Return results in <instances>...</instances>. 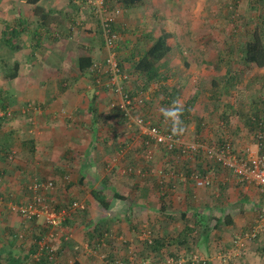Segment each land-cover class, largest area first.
Instances as JSON below:
<instances>
[{
    "label": "crops",
    "instance_id": "0c3cea01",
    "mask_svg": "<svg viewBox=\"0 0 264 264\" xmlns=\"http://www.w3.org/2000/svg\"><path fill=\"white\" fill-rule=\"evenodd\" d=\"M0 1L9 3L8 11L10 13L8 40L7 43H4V30L0 29V45H8L10 65L20 68L19 73L14 74L16 77L11 80L12 84L32 83L35 78L41 82L47 80L45 79L47 75L42 74L47 71V68H45L46 62H49L52 68L51 75L48 74V76L52 77L53 82H60V88L63 83L66 87L67 83L85 82L88 84L92 82L89 79L91 78L89 73L90 64L104 62L106 54L100 28L96 29L97 17L89 6H87L88 8L84 7L86 0H60V9L57 6V0H42L40 7L43 9L39 10V13L35 12L36 7L27 3V0ZM193 1L137 0V3L133 4L126 3L125 0H108L109 9L112 12L117 9L121 11L116 20V29L119 31V49L122 50L123 54L125 52L122 58L126 59L130 56L133 58L134 54L137 57L140 53L141 55L144 54L151 46L152 39H157L164 33L168 34L170 53L162 63L169 68L171 76L169 85L176 87V84L172 81V75L175 72V55L179 53V49L177 48L178 45L171 41L173 39L175 41L178 32L175 26L170 27V24L172 20L187 18L189 9L186 7V3ZM202 2L204 0H196L194 3L199 4ZM0 12H2L1 8ZM42 15H48L50 23L43 22ZM59 39L60 46L58 45ZM0 60H4L1 47ZM34 66L37 68V73H34L36 71ZM193 81L195 82V79ZM67 89L71 91L64 89L63 92L61 88L60 93L57 92V95L51 96L47 93L48 98L44 103L45 105L51 104L49 107L46 105V111L42 112L40 110V113H35L34 110L26 112L27 106L23 109L24 106L21 103L25 99L26 101L31 99L30 95L23 92L18 94L17 89L13 93L6 90L0 91V95L3 93L2 96L7 100L9 107L20 114L22 118H27L24 115L31 112L36 114L37 120L42 113L46 115L45 119L42 118L37 123L39 125L37 128L43 129L40 132L42 136L25 138L23 136L25 132L23 129L24 124H21L20 121L5 124L4 113L0 111V195L4 196L8 193L11 195L10 198L12 196L21 198L26 192V182L31 180L28 177L30 175L32 177L43 176L54 179L58 184V189H60L58 180L61 183L62 177L70 176L73 183L66 185L62 192L66 194L64 200L58 203L64 206L70 204L69 201L76 199H82L86 203L83 212L86 219L83 220L82 215L73 213L66 224L67 229L71 232V238L69 242L63 243L61 247L59 246L58 254L61 261L55 262L56 264H60V262L65 264L72 252L79 254L78 259L81 255L84 259L81 262L87 263L89 257H84L83 254L86 253L87 256H90L92 251L89 248L88 252V249L85 248V246L92 247L87 236V232H90L92 228L94 229L92 223L96 224L99 229H110L112 236H115L116 239L118 237L119 241H122L121 238H124L123 233H125L126 237H131L128 240L137 242V238L140 237L134 232V229H131L132 221L141 223V225L149 221L152 222L154 226L159 228L162 237L166 233H173V231L178 233L185 226L196 228L199 236L196 237L197 239L192 240V242H195L197 250L194 258L206 260L208 264H224L235 257L244 258L246 251L239 252L242 246L240 241L237 242L236 239L233 242L230 240L232 245L229 243L223 251H219V248L216 249V230L220 229L224 234H230L237 229L241 230L240 233L250 230L252 224H249V215L257 211H264V193L258 186L245 185L231 171L219 164L214 165L208 162L207 157L200 154L197 159L193 160L194 162L191 165L197 167L201 175H207L213 179L211 187L196 188L193 182L186 179H179L174 184L167 181L172 185L168 187L169 184H166L168 190H166V196L163 197L165 200H163L161 199V192L157 190L159 187L157 179L151 174L153 177L150 176L146 180L137 177L136 180L139 182L140 187L133 190L130 187L132 183L128 182L123 173L127 165L132 162L136 164L139 161L141 143L137 142L136 145L139 147H131L127 151V155L115 157L119 147L132 146V143L129 144V142L133 133L129 134L128 127L124 123H120V118L114 116L113 111L107 108V104L111 100L110 95L105 91H101L102 93L96 92L95 96L89 97L88 100L86 94L83 97L78 96L77 92L73 90L74 86ZM184 92H181L179 96L180 104H184L193 96L199 95L198 92H188V97H185ZM207 94L201 93L199 95L200 99L196 101L193 109V112L203 117L206 122L204 124L206 127L205 138L208 140L212 138L209 142L206 140L205 142L214 144L215 141L219 143L225 139L226 141L233 140L236 137L235 135L232 136L233 138H228L224 131H221L222 126L218 127V123L216 127L212 125L209 112H205L207 110ZM54 98L56 103H52ZM202 98H204V103L200 102ZM200 104H202V110L204 111L199 108ZM157 105L159 103L154 105V108ZM58 106H60V116L55 115V111L59 110ZM62 112H67L69 117H63ZM53 117L55 122H53ZM56 118H60V120H56ZM25 124L29 125L30 121L29 124ZM240 126H244L243 123ZM212 127L216 128L214 134L217 136L210 134ZM241 129L242 132H245L243 127ZM45 131L48 132L45 134ZM195 131V124H191L185 135L186 138L189 135L194 140ZM218 131L223 133L221 134ZM232 145L236 147L235 143ZM10 147L17 151L12 161L2 153V150ZM256 148L259 151L258 145ZM32 149H34L32 153L36 152L38 156H34V159L27 163L26 161L29 160L26 156L27 151ZM245 150H241L240 154L247 151ZM250 151L255 152V150ZM18 152L23 155L24 159L21 158ZM168 155L169 153L157 150L154 167L148 170H157L158 175L161 172H166L165 169L170 167L167 164ZM55 160H57L56 165H53V167L46 166L47 162L50 163L49 161L53 162ZM146 190L149 197L146 200L144 199V203L132 204L136 200L135 196L133 197V192L137 195H147ZM10 191L12 192L10 193ZM116 192L123 193L128 199L118 201L112 199L111 195ZM94 195H97V197ZM101 196H105V199L110 201L111 206L109 209L99 205L98 200ZM49 198L52 200L51 197ZM12 201H14L13 198H11ZM134 209L137 211L136 214H132ZM169 214L174 215L173 220L168 216ZM3 215L4 212H1L0 220L6 218ZM73 221L76 223H72ZM216 224H218V228L215 231L211 230L210 238L206 237L207 230L204 231L205 227H214ZM6 225L10 228H4V231L0 229V249L3 245H6L4 244L6 242L7 252L2 250L0 254L3 257L8 252L21 255L23 250H29L28 248L31 247H27L26 244H13V237L10 233H17V229H19L18 220H16V223ZM1 226L2 224H0ZM2 227H5V225ZM24 227L28 228L26 224H24ZM8 233L11 236H8ZM164 239L166 238L164 237ZM107 241L108 244L111 242V240ZM116 244L114 249L118 252L122 244H119V242ZM235 245L237 249L232 251ZM251 249L254 250H250L251 253L247 250L245 259L252 264V258H256L260 261V264H264V236L260 238L259 246H253ZM180 252L183 255L182 253H186V250L183 249ZM216 252L219 253L216 254ZM247 256L252 260H249ZM62 258L65 261H62ZM128 258H125V262ZM186 258L189 259V257ZM55 263L47 259L42 261V264Z\"/></svg>",
    "mask_w": 264,
    "mask_h": 264
},
{
    "label": "trees",
    "instance_id": "16d2710c",
    "mask_svg": "<svg viewBox=\"0 0 264 264\" xmlns=\"http://www.w3.org/2000/svg\"><path fill=\"white\" fill-rule=\"evenodd\" d=\"M41 1L42 0H27V3H29L30 5H34L36 7L35 12L39 13V10L43 9L40 7ZM105 1L107 8L109 9L107 2L108 0ZM125 2L126 3L130 2L134 4L137 3V0H125ZM233 3L234 2H232V5L230 6L234 8L237 5L235 4L233 5ZM230 6H228V8H231ZM254 8L256 9L257 14L251 18H247L246 21L243 22L242 27H244L245 30L240 32L237 31L232 34L234 39L238 42H236L237 44L236 43L232 44V48L230 49L229 52H227L228 58L227 59L223 58V52H221V54L218 56V62L217 64H215V68L217 65V69L219 70V73L220 71H222V69L223 71H225L224 74L220 77V79H218L220 80V83L216 79L217 77L216 75H218L217 74L218 72H215L216 74L213 81L211 82L210 87L207 88L205 83L203 81H200L196 93L198 92L199 95L201 93L203 94L208 93L206 97V109L209 112V117L212 120L211 121L212 125L216 127L217 124L216 120L220 116L218 112L222 113L220 119L224 120L225 125L230 130L236 129L230 120L233 116L238 117V120L242 119L243 122L241 123H243V125L247 128V134L255 139L256 142L255 144L259 146L260 154L264 155V74H258V76H255L249 80L250 82L249 85H251L248 87L249 92L243 95L240 103L241 109L244 110L242 111L237 110L235 105L230 103L228 105H223V107H221L224 97L233 96L235 94H242V92H240L239 87L242 85V81L243 78L245 77L246 71L251 70L253 67H257L260 69L264 68V0H257ZM42 19L43 22L50 23L49 22L50 18L48 15H42ZM116 20L114 23H112L113 32L117 36L116 39L113 40V44H114L113 51L116 54L118 75L121 77L123 76L127 77L126 79L121 80V85L126 95H128V97H130V99L134 101V103L137 102L138 99L143 100V104L136 111L135 115L143 116L144 118L151 120L155 125L161 126L167 131L173 132L177 137H182L188 142L206 143L205 140L209 142L212 138L208 140L204 136V132L206 128L204 124H206V122L204 121L203 117H200L199 115L193 112L194 104L196 103V101L200 99L199 95L193 96L190 100L184 102V104L183 103L180 104L178 99L181 94V90L177 87H171L169 85V80L171 79L169 68L166 67V65L164 66V64L162 63V61L165 60L168 54L170 53V47L168 45L169 35L164 33L159 38L152 39L151 46L147 49V51L144 52V54L141 55L140 53L138 56L139 58L137 57L136 54H134L133 58H131L130 56V58L127 57L126 59H123L122 57L125 54V52L123 54L122 50L119 49L120 46L119 34H118L119 31L116 29ZM100 32L102 35L101 30ZM8 33H10L9 27H7L3 33L4 43H7ZM102 40H103V47L106 52L105 60L104 62H102L101 65L97 63L90 64L89 73L91 74V81L93 83V88L95 89V91H100V92L105 91L110 95V99H111L109 102L110 110L113 111L112 113L114 114V116H118V118H120V123L122 124L124 123L127 127H129V120L124 116V113L122 112L118 104L120 98L114 93L112 89L114 86L108 85L112 80L113 75L110 71V67L106 63L107 51L105 48L106 42L103 38V35H102ZM16 50H18V48H16ZM234 56H237L236 58L238 61L237 63L238 66L234 62L235 61ZM2 95L3 93L0 95V111H3L4 113L3 118H9L10 116L8 113H10L11 111H9V109L7 108L9 107V105L7 104V100ZM113 103H116V107H111ZM157 103H159V105H157L154 108V105H156ZM172 107L176 110V113L180 117L179 120L176 121L175 123H170L167 119L172 116L170 115L171 114L170 108ZM241 123L239 124V128L244 127V126H240ZM191 124H195L196 126V131L194 132L195 134L194 140H192L189 135L187 136V138L185 136L187 134L188 127ZM215 127L211 128L212 131L210 132V134L215 135L214 134L216 133ZM219 133L222 134L223 132H219ZM225 141L226 139L224 141H220L218 144H216L215 141L214 144L222 145L225 143ZM124 149L125 147L123 146L119 147L118 151L115 154L116 155L115 157H117V153L119 154ZM128 150H125V155H127ZM145 150H146V146H143L144 158L142 156L143 162L142 161L141 162L144 163V165L139 167H134L132 165L133 164L132 162L131 164L127 165V167L124 169L123 176H125V178L128 180L129 183L130 182L132 183L130 187L133 190H136L138 187H140L139 182L136 180L137 177L146 180L150 178V176L153 177L151 175L153 174L155 179H157V184L159 186L157 190L161 192L162 195L161 199L163 200H165V198L163 197L166 196L165 193L166 190H168V187L171 186L172 183L174 184L176 183L177 180H179V173H183L184 176L187 178L186 180L191 181L189 178L190 175L194 172V170L190 166L191 164H193L194 162L193 160L197 159L200 154H203L202 152H200L195 156H187L186 159L184 158L181 159V155H182L181 148H177L174 151L170 152L168 155L170 161L168 160L167 164L170 167L165 169L166 172H161L159 176L157 174V170H151V171L148 170L147 167L149 166H151L150 168L154 167L153 164L155 163V159L153 162L147 163L145 159ZM2 151L1 152L4 153V155H6L7 159H9L10 161L14 160L11 159V157L14 156L15 158V155L17 154L16 149H14L13 147L7 148L6 150H2ZM33 151L34 149H32V152ZM207 161L211 162L214 165L218 164L208 159ZM128 162L130 163L131 161ZM129 169H131V171ZM172 172L173 175L167 176V173H172ZM34 179L35 178L31 179V182ZM42 181H53L56 186V181L54 179L46 178L43 179ZM167 181H170L172 183H169ZM31 182H28L25 187V191H26L25 195L27 197L25 200L26 202L24 204H26L32 197V193L29 190V185ZM72 183L73 182L71 181L68 184H72ZM166 184L167 185L169 184L168 187H166L167 186ZM212 184H213V179H212ZM145 192L147 193V195L144 194L137 195L136 193L133 192V197L135 196L134 198L136 200L135 202H132V204L141 203V202L144 203V199L146 200L149 197L148 191L146 190ZM51 195L52 192L48 194L46 202H48L49 205L53 208L49 198L51 197ZM0 197L3 198V196L1 195ZM95 197H97V195ZM101 197L100 200H98L99 205L105 209H109L111 206L110 201L106 200L105 196L104 197L101 196ZM111 198L117 201L128 199V197L124 196L123 193L120 192H116L115 194L111 195ZM75 202L78 201L71 200L70 204L64 205L61 209L57 208V210L68 209ZM80 211L84 212V210H79V213ZM136 212L137 211H135L134 209L132 211V214L133 213L136 214ZM72 216L73 213L71 216L67 218L66 223ZM168 216L173 220L174 215L169 214ZM35 222L38 223L37 221H34L33 223ZM42 227L43 229L48 230L49 232V228L45 224H43ZM217 228H218V224H216L214 227H205L204 231L207 230L206 237L208 236L210 238L211 230L215 231ZM131 229H134L135 230L134 232L138 235H141L142 232L145 230H149L152 234V242L151 243H149V241L142 242L141 247L139 248L140 252L139 254H137L136 257L139 259V262L141 263L146 260H149L151 263H158L169 260L171 258L177 262H180L179 261V255L181 254L180 250L185 249L186 253L185 252L183 253L184 256L186 255V257H189L191 259H194V255L197 252L196 244L195 242H192V240L197 239L196 237L199 236L196 228L185 226L178 233L177 232L174 233V231L173 233H166L164 235L166 239L162 237L159 228L154 226L153 223L150 221L146 224L142 223V225L141 223H136V221H132ZM10 234L9 236L13 237L12 239L13 244H15L14 239L17 238V234L16 233L15 234L10 233ZM87 234H88L87 236L89 237L90 244L92 245V247H94L95 250H97L98 247L103 245L102 239L105 236V234H110L112 236L110 229H102V228L93 229L92 232L88 231ZM38 240L39 239L35 240L34 244L32 243L31 248H28L29 250L27 251L23 250L21 255L15 254L13 252H8L3 257L0 254V264H42V261L44 259H42L41 262L36 263L32 258L33 255L37 252ZM122 243H123L122 247H124L125 250H128L127 249L128 246H126L127 244L124 242ZM2 250L6 251L7 247L3 245V247H1L0 249V253L2 252ZM129 253L130 252H128V254ZM112 255H113L112 257H115V255H118V252L114 251V254ZM192 261L188 262L187 264H196L193 263ZM60 264L62 263L60 262ZM197 264H208V263L206 260H199Z\"/></svg>",
    "mask_w": 264,
    "mask_h": 264
},
{
    "label": "rangeland",
    "instance_id": "374dc122",
    "mask_svg": "<svg viewBox=\"0 0 264 264\" xmlns=\"http://www.w3.org/2000/svg\"><path fill=\"white\" fill-rule=\"evenodd\" d=\"M195 1L196 0H194L193 2L186 3V7L189 9V11L187 13V16H188L187 18H182L180 20H172L171 24H170V27H172L174 25L175 28L177 29V32H178L176 34L175 41L173 39L171 42L172 43L174 42V44H177L178 45L177 48L179 49V53L175 55V66H174L175 72L172 75V81L174 84H176V87L180 88L182 93L185 91L184 92L185 97H188V94H189L188 92L194 93L198 90V86L200 84V81H203L207 88L210 87L211 82L213 81V79L215 77V74H216L215 72H218L217 73L218 75H216L217 76L216 79L217 80L220 79V77L224 74L225 71H223V69H222V71H220V73H219V70L217 69V65L215 68V64H217V62H218V56L221 54V52H223V58H225V59L228 58L227 52L230 51L233 43L238 42L234 39L232 34L237 32V31L238 32L244 31L245 29H244V27H242L243 22L246 21L247 18H251L257 14L256 9L254 8L257 0H235V1L234 0H204V2L199 3V4L194 3ZM57 2H58L57 6L60 9V0H57ZM232 2H234L233 5L235 4L237 6L234 8L231 7L230 5H232ZM87 6H88L87 3L84 2V7L88 8ZM228 6H230L231 8H228ZM0 8L2 11V12H0V29H2V31H3L8 27V19H9V15H10V13L8 11L9 3L7 4V2L0 1ZM190 11H192V12H190ZM92 12H94V11H92ZM249 22H250V20H249ZM96 24H97L96 29H99L100 28L99 27L100 22H99L98 18H96ZM59 35H60V32H59ZM58 42H59L58 45L60 46V39L58 40ZM0 47H1V53H2L3 58H4V60H0V90H6L7 92L11 91L13 93L17 89L16 92H18V94H19V92L20 93L23 92L24 94L30 95L31 99H27V101L25 99V101L24 100L22 101L21 104H22V106H24L23 109H25V106L28 107L29 106L28 104H33L35 108H38L42 112H45L46 111L45 106L48 105V107H49L51 104V103H48L45 105L44 102H46L47 98H48L46 94L49 93L51 96L55 95V94L57 95V92L60 93L61 88L63 89V92H64V89L69 90L67 88H71L74 86L73 90H75V92H77V95L82 96V97L88 95V96H86L88 98V100H89V97L91 98V96H95L96 92L102 93L100 91H94L95 89L93 88L92 82L91 83L87 82L88 84H86L85 82H79L77 84L67 83L66 87L63 85L64 84L63 83V84H61V88H60V82H53L54 80H52V77L48 76V74L51 75L50 72L52 71V68H51V65L49 62H46L45 68H47V71H45V73H42V74H44V76L47 75V77L45 78L47 80H44L43 82H41L37 78H35L32 83L20 82V83L12 84L11 80L16 77V76H14V74H18L20 68L10 65V62L8 60L9 55H10V53H9L10 49H9L8 45L7 44L6 45H0ZM105 54H106V52H105ZM236 57L237 56H234V60H235L234 62L238 66V64H237L238 61H237ZM176 62H178V63H176ZM184 62H186V63H184ZM96 63L100 64V65L102 64V62H96ZM185 64H188V65L186 66ZM38 68L40 69V67H38ZM89 72H90V70H89ZM34 73H37V68H36V71ZM258 74H264V68L260 69L257 67H253L251 70L246 71L245 77L243 78V81H242V85L239 87L240 92H242V94H235L233 96L224 97L221 107H223V105H228L230 103V104H234L237 110H241V111L244 110V109H241V105H240L242 97H243V95H245L249 92L248 87L251 86V85H249L250 84L249 80L255 76H258ZM89 79L91 80V78H89ZM194 79H195V82L193 81ZM218 82L220 83V80H218ZM69 91H71V90H69ZM51 96H50V98H51ZM239 96H241V97H239ZM238 97H239V99H238ZM40 99H42V100H40ZM55 101H56V99L54 98L52 103H56ZM203 101H204V98H202L200 100L201 103ZM7 108H9V111H11V115L9 118H4L5 124H12L14 122L17 123V121H20L21 124H24L23 129L25 132H24L23 136L25 138H34V137L42 136V134H40V132H42L43 129H38L37 126H39V125L37 123L39 122L40 119H42L46 116V115H44V113H42V115L39 116L38 120L36 118V114H34L33 112L29 113L28 115H24V116H27V118H22L20 116V114L13 111L12 108H10V107H7ZM58 108H59V110L55 111V115L58 114L60 116V106H58ZM107 108H109V110H110L109 104H107ZM199 108L201 110L203 109L202 104L199 105ZM202 111H204V110H202ZM205 112H207V110ZM61 114L63 117L64 116H66V118L69 117L67 115V112H62ZM218 114H220V116L217 118L216 122L218 123V127L222 126L221 131H224L225 135L228 136V138H233L232 136H234V134L236 136V137H234L235 139L234 138H233V140L230 139V142L232 144H234V143L236 144V147H234V145H233L236 152H238L240 154V152L244 151L245 149L247 150L248 148H252L250 150H255L254 153L258 152V149L256 148L257 145L253 144V143H256L255 139L247 134V128L245 126L243 127L244 128L243 130H245V132H242V129L239 128V123L243 122L242 119L238 120V117L233 116L230 120H231L232 124L235 126V128L237 129V127H238V129L237 130L236 129L230 130L225 125L224 120L220 119L222 113L218 112ZM21 115H23V113H21ZM56 120H60V118H56ZM71 120H72V118H71ZM29 121H30V124H29ZM53 122H55L54 117H53ZM25 123H28L29 125H26ZM53 124H55V123H53ZM128 130H129V134L133 133L132 134L133 139L131 140V138H130V142H129V144L132 143V146L125 148L124 151L130 149L131 147L132 148H135V146L139 147L136 144H137V142L141 143V138H139L140 137V131L136 127H134L133 125L129 126ZM232 131H235L236 133L232 132ZM47 132L48 131H45L44 133L46 134ZM127 142H128V140H127ZM216 144H218L217 141H216ZM209 145H214V144H209ZM140 147H139V149H140L139 157L137 156L139 158V161L136 164H132L134 167H139V166L144 165V163H142L143 162L142 156L144 158L143 146L141 145ZM18 154L20 155L19 152H18ZM36 155H37V153L36 152L32 153V150L27 151L26 156L29 160L26 162L30 163V161L32 159H34V156L36 157ZM20 156L22 159H24L23 155H20ZM54 156H56V155H54ZM117 157H119V155H117ZM54 158L56 159V157H54ZM49 162L50 163H48V162L46 163V166L47 167H53V165H56L57 160H55L53 162H51V161H49ZM150 167L151 166H149L147 168L149 169ZM190 167L194 171L200 172L197 167H193L192 165ZM28 177L30 179H33V178L39 179V180L46 179V177H43V176L32 177V175H30ZM61 180H62L61 183L58 180V182L60 184V189H58V186H57L58 184H56V188L52 192V195H51L52 200H50V203L53 206V208H55V209H57V208L61 209L63 207V205L59 204L58 202L59 201L61 202V200H64V197L66 194H63L62 192H63L64 188L66 187V185L71 181V177L65 176V177H62ZM28 182H31V180ZM28 182H26V183H28ZM251 185H255V184H251ZM11 192L12 191H10V193ZM9 196H11V195L8 193H6V195L3 196V202H4L5 207L3 205V207L0 210V213L4 212L3 216H6V218L4 220H0V224H2V226L5 225V227L1 226L0 229L4 231V228H6V229L10 228V227H7L8 225H6V224H13V223H16V220H18L19 229H17V233H16L17 238L14 239L15 244L16 245L17 244H26L27 247H29V246L31 247L32 243L34 244L35 240H37V239L41 240L42 237H45L46 235H48L49 232H48V230L43 229V227H42L43 221H38V223H36V222L35 223L26 222L25 223L22 220V218L17 214V212L13 211V209H12L13 207H15V206L18 207V205H22L26 202L25 201L26 197H27L26 195H22L21 198H17L15 196H12L11 198H13V200H14L12 202H11V198ZM75 201H78V203H80L82 206H84V208L86 207V203L82 199L81 200L76 199ZM81 210H84V209H81ZM74 213H76L77 215H82L83 220L86 219V216L83 214V212L80 211V214H79V210H78L77 212H74ZM261 213L262 212L257 211L255 213H251L249 215V221H250L249 224L250 225L252 224V225H251L250 230L247 232H243V233L241 232L240 233L241 230L237 229V230H234L233 232H231L230 234H226V233L224 234V232H221L220 229H217L216 230V249L219 248V251H223L224 249H226L228 247L229 243L232 245L231 241L233 242V240H235V239L237 242L240 241L243 244V246L240 247L239 252H241V251L247 252V250H249V252H250V250H252L251 247L256 246V245L259 246L260 238L262 236H264V234H260V235H258L257 238H253V239H250V237H248V235L251 234V232L253 231V228L256 225V221L258 220V217ZM1 218H2V216H1ZM77 218H79V217H77ZM22 222L24 224H26V226H28V228H25L24 224ZM85 222H88V221H85ZM72 223H76V222L73 221ZM92 225H93L94 229H97L96 224L92 223ZM20 226H22V228H20ZM69 226H71V225H69ZM73 226H74V224H73ZM23 228H25V229H23ZM38 229L40 230L39 232L37 231ZM66 231L68 232L69 237H70L71 232H70V230L67 229V227H66ZM91 231H93V229ZM123 234H124L123 235L124 238H121L122 241H119L118 237L116 239L115 236L110 235V238H106L105 244H108L107 240H109V241L111 240V242L108 245L98 247L97 250H95L93 247H90V246L86 247L85 246V248L88 249V252L90 249L92 250L90 252L91 253L90 256H87L86 253L83 254L84 257H89L87 263H84V261L81 262V260H84V259L82 258L81 255H80V258L78 259L79 254H76L75 252H72V254L70 253L69 258L68 257H67L68 259L65 258V259H67L66 261L62 258V261H65V264H69L68 261L70 259L74 261L73 264H89V263H92V264H115V262H117V261L125 262V258L129 257V254H130V253L128 254V251H130L133 255H135L136 264H141V262H139V259L136 256L140 252L139 248L141 247L142 242H147V241L143 239V237L141 236L142 234L138 235L139 237L140 236L141 237L137 238V242H135L134 240H128L131 237L130 236L126 237L125 233H123ZM18 235H19V237H20V235H22L23 238H19ZM70 238H69V241H70ZM125 241H127L126 246H128V248H127L128 250H125L124 247H121V249L118 251V255H115V257H112L113 256L112 254H114L113 251H116L114 249V245L117 242H119V244L121 243L123 245L122 242L125 243ZM237 242H236V245H237ZM63 243H65V242L62 240L60 235L57 234V232H56L55 237L52 240V244H53L54 248L57 251H59V246L61 247V245ZM4 244H6L4 246L7 247V243L4 242ZM116 245H118V244H116ZM236 245L234 246V249L231 248L232 246L230 247L232 249V251H235L237 249ZM119 248H120V246H119ZM239 252H237V253H239ZM246 252L244 253L245 255H244L243 259H240L239 257H235L232 259L230 258L231 260L228 261L227 263H224V264H246V263L250 264V262L245 259L246 258ZM218 253L219 252H216V254H218ZM115 254H117V253H115ZM67 256H68V254H67ZM59 257L60 256L58 254V258ZM90 258L93 260H91ZM247 258L249 260L253 259L252 264H260V261L256 258L251 259L248 256H247ZM59 260L61 261V257H60V259H58V261ZM179 261H182V264H187L190 261H192L193 263L194 262L197 263V262H199V259L197 257H195L194 259H191V258L188 259V258L184 257V254L183 255L180 254L179 255ZM126 262H129V259Z\"/></svg>",
    "mask_w": 264,
    "mask_h": 264
},
{
    "label": "built area",
    "instance_id": "2783aa9c",
    "mask_svg": "<svg viewBox=\"0 0 264 264\" xmlns=\"http://www.w3.org/2000/svg\"><path fill=\"white\" fill-rule=\"evenodd\" d=\"M86 2L99 19L100 30L102 31L103 38L106 42V63L110 67V71L113 75V78L108 85L114 86L112 89L120 98L118 104L124 113V116L129 120V126L133 125L140 131L139 138H141V145L146 146L145 159L147 163L154 161L157 150L170 153L177 148H181V159H186L187 156H195L202 152L208 160L216 162L223 168L231 171L240 182L245 183L246 185L255 184L264 193V155L260 154V151L254 153L250 151V149H247L246 152L238 154L230 141H225L222 145H209L204 142H188L182 137H177L173 132L155 125L151 120H148L143 116L135 115L136 111L143 104V100L138 99L137 102L134 103V101H132L124 92L121 80L126 79L127 77H121L118 75L116 54L113 51V40H115L117 36L113 32L112 23H114L116 18L121 14V11L118 9L113 12L110 11L107 8L105 0H86ZM111 107H116V103H113ZM31 110H34L35 113H40V109L35 108L32 105H29L25 109L26 112ZM170 112L171 114H169L172 116L167 119L170 123H175L180 117L173 107L170 108ZM8 114L10 116L11 112ZM124 155V150L119 153V156ZM11 159H14V156L11 157ZM129 170L131 171V169ZM171 175H173V172L167 173V176ZM179 179L184 180L187 178L183 173H179ZM189 179L197 188H207L212 185V179L209 176L201 175L197 171H194ZM55 188L56 186L53 181L34 179L29 185V190L32 193L30 200L26 204L18 205V207L12 206L13 211L17 212L23 221H43V224L49 228L48 235L42 237V239L37 242V252L32 257L36 263L41 262L42 259H47L53 263L58 262V251L52 244L55 233L57 232L65 243L69 242L70 237L66 231V220L72 215V213L84 209V206L78 202L73 203L68 209L57 210L52 208L46 200L48 194L53 192ZM3 205V198L0 197V210ZM260 234H264V211L259 215L256 225L248 237L253 239L257 238ZM141 236L144 240L149 241V243L152 242V234L149 230L143 231ZM109 237L110 234H105L102 239V246L105 245V240ZM20 238H23V236L20 235ZM240 245L243 246L242 242H240ZM128 259L129 262L117 261L115 264H136L135 255L131 252ZM68 262L69 264L74 263L71 259ZM179 263H182V261L177 262L171 258L158 263H151L149 260H146L141 264Z\"/></svg>",
    "mask_w": 264,
    "mask_h": 264
}]
</instances>
